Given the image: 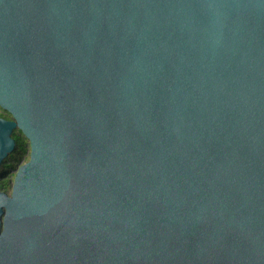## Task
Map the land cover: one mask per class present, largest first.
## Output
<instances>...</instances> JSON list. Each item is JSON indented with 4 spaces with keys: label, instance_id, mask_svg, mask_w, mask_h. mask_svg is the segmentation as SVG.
I'll list each match as a JSON object with an SVG mask.
<instances>
[{
    "label": "water",
    "instance_id": "1",
    "mask_svg": "<svg viewBox=\"0 0 264 264\" xmlns=\"http://www.w3.org/2000/svg\"><path fill=\"white\" fill-rule=\"evenodd\" d=\"M0 110V264H264V0H0Z\"/></svg>",
    "mask_w": 264,
    "mask_h": 264
},
{
    "label": "trees",
    "instance_id": "2",
    "mask_svg": "<svg viewBox=\"0 0 264 264\" xmlns=\"http://www.w3.org/2000/svg\"><path fill=\"white\" fill-rule=\"evenodd\" d=\"M0 118L8 119V115L5 112H2V113H0ZM12 138L15 140L17 147H16L15 152L11 156H9V158L13 157L14 161L18 162L19 158L22 157V155L25 151L24 144L26 143V141H25V139H23V137L21 136L19 131H14L12 134ZM0 191L7 193L6 181L1 182Z\"/></svg>",
    "mask_w": 264,
    "mask_h": 264
},
{
    "label": "rangeland",
    "instance_id": "3",
    "mask_svg": "<svg viewBox=\"0 0 264 264\" xmlns=\"http://www.w3.org/2000/svg\"><path fill=\"white\" fill-rule=\"evenodd\" d=\"M0 113H2V112L0 111ZM28 157H29L28 156V150L25 149L22 157L19 158L18 162H15V163L12 164L11 161L9 160L10 164H11L9 166H11V167L9 169H4L3 170V177L0 178V184H1V182L6 181V187H7V193L6 194L9 195L10 192H11L12 181H13L16 169L19 166L25 164L28 161Z\"/></svg>",
    "mask_w": 264,
    "mask_h": 264
},
{
    "label": "flooded vegetation",
    "instance_id": "4",
    "mask_svg": "<svg viewBox=\"0 0 264 264\" xmlns=\"http://www.w3.org/2000/svg\"><path fill=\"white\" fill-rule=\"evenodd\" d=\"M3 119H5V118H3ZM8 119H9V117H8ZM8 119H7V120H8ZM23 139H24V138H23ZM25 141H26V140H25ZM16 147H17V145H16ZM24 148L28 150V156H29V146H28L27 142L24 144ZM28 158H29V157H28ZM9 160H10L12 163L15 162L13 157L9 158ZM9 165H11V164L9 163Z\"/></svg>",
    "mask_w": 264,
    "mask_h": 264
}]
</instances>
